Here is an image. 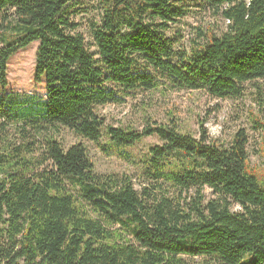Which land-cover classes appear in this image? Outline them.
Returning a JSON list of instances; mask_svg holds the SVG:
<instances>
[{
	"label": "trees",
	"instance_id": "trees-1",
	"mask_svg": "<svg viewBox=\"0 0 264 264\" xmlns=\"http://www.w3.org/2000/svg\"><path fill=\"white\" fill-rule=\"evenodd\" d=\"M71 1L0 0V264H264V174L244 128L221 143L205 120L197 138L174 120L139 131L100 112L164 84L240 97L264 80V0H205L227 29L208 28L188 50L167 34L186 15L178 0H99L95 54L66 12ZM33 42L46 90L35 103L6 90L9 60ZM61 128L105 137L126 159L124 149L156 136L139 160L147 184L98 173L84 143L57 140Z\"/></svg>",
	"mask_w": 264,
	"mask_h": 264
},
{
	"label": "rangeland",
	"instance_id": "rangeland-1",
	"mask_svg": "<svg viewBox=\"0 0 264 264\" xmlns=\"http://www.w3.org/2000/svg\"><path fill=\"white\" fill-rule=\"evenodd\" d=\"M178 5L186 15L172 23L167 34L179 46L188 50L191 40L205 39L201 32H206L208 28L218 36L226 31L227 20L221 14L215 13L205 0H178ZM66 12L76 23L77 31L85 37L90 51L95 54L97 47L92 38V24L101 18L99 0H72L67 4ZM37 47L38 42H33L17 52L9 60L7 69L6 90L33 100V103L44 97L46 92L44 84L34 79ZM100 112L107 118L108 124L114 127H132L139 131L147 123L163 124L174 120L178 122L181 130L190 132L197 138L201 133L200 122L205 120L209 136L221 143H229L234 133L244 128L250 136L248 151L251 165L264 174V128L260 126L264 124V80L245 84L240 97L224 99L213 97L207 92L175 89L164 84L156 90H138L127 96L124 103L103 106ZM7 130L9 135L20 139L14 125L8 126ZM56 138L64 148L75 143H84L98 173L126 172L133 177L138 191L147 184L139 160L148 153L150 147L160 144L156 136L145 137L123 150L132 158L126 159L119 150L106 144L105 137L100 141L106 145L105 149L100 143L78 136L67 128H61ZM203 191L208 199L213 197L211 189L205 187ZM191 193L194 194V190ZM234 209L239 210L240 207L235 205Z\"/></svg>",
	"mask_w": 264,
	"mask_h": 264
}]
</instances>
